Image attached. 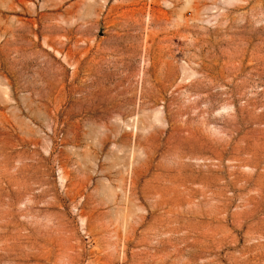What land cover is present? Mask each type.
I'll list each match as a JSON object with an SVG mask.
<instances>
[{
	"label": "rangeland",
	"instance_id": "1",
	"mask_svg": "<svg viewBox=\"0 0 264 264\" xmlns=\"http://www.w3.org/2000/svg\"><path fill=\"white\" fill-rule=\"evenodd\" d=\"M0 264H264V0H0Z\"/></svg>",
	"mask_w": 264,
	"mask_h": 264
}]
</instances>
